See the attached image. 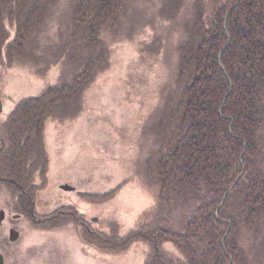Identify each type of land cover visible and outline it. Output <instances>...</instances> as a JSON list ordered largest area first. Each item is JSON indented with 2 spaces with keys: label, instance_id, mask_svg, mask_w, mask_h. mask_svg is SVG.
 Masks as SVG:
<instances>
[{
  "label": "trees",
  "instance_id": "16d2710c",
  "mask_svg": "<svg viewBox=\"0 0 264 264\" xmlns=\"http://www.w3.org/2000/svg\"><path fill=\"white\" fill-rule=\"evenodd\" d=\"M59 3L0 0V71L43 79L57 70L0 125V182L19 192V210L32 216L44 123L78 115L110 66V45L150 28L139 47L149 52L155 28L179 23L174 83L141 128L150 145L138 173L156 204L132 238L148 247L144 264H264V0H67L47 40ZM55 216L88 233L77 215Z\"/></svg>",
  "mask_w": 264,
  "mask_h": 264
},
{
  "label": "rangeland",
  "instance_id": "374dc122",
  "mask_svg": "<svg viewBox=\"0 0 264 264\" xmlns=\"http://www.w3.org/2000/svg\"><path fill=\"white\" fill-rule=\"evenodd\" d=\"M66 8L67 0H60L43 38H53ZM178 24L155 28L158 42L149 52L139 47L149 43L150 28L132 40L111 44L110 66L83 92L78 115L44 123L45 165L43 175L31 181L32 216L19 210V192L0 182L4 264H144L148 247L132 236L156 203L155 193L138 173V160L150 145L141 128L174 83ZM0 73V125L19 100L44 91L57 77L54 69L39 79L15 66ZM61 209L88 223V233L78 225L82 221L55 216ZM10 229L18 232L13 242ZM164 251L179 257L170 243Z\"/></svg>",
  "mask_w": 264,
  "mask_h": 264
},
{
  "label": "water",
  "instance_id": "95a60500",
  "mask_svg": "<svg viewBox=\"0 0 264 264\" xmlns=\"http://www.w3.org/2000/svg\"><path fill=\"white\" fill-rule=\"evenodd\" d=\"M1 112H2V102L0 99V113ZM61 188L64 190H71V188H69L68 186H62ZM3 218H4V211L1 210L0 211V223L2 222ZM17 238H18V232L14 229H10L9 235H8L9 241L13 242V241L17 240ZM0 264H4V257L1 253H0Z\"/></svg>",
  "mask_w": 264,
  "mask_h": 264
},
{
  "label": "flooded vegetation",
  "instance_id": "af4514ba",
  "mask_svg": "<svg viewBox=\"0 0 264 264\" xmlns=\"http://www.w3.org/2000/svg\"><path fill=\"white\" fill-rule=\"evenodd\" d=\"M4 263H5V260H4Z\"/></svg>",
  "mask_w": 264,
  "mask_h": 264
}]
</instances>
